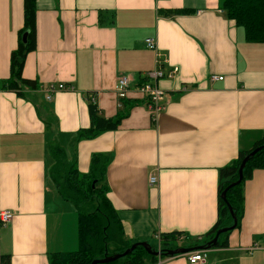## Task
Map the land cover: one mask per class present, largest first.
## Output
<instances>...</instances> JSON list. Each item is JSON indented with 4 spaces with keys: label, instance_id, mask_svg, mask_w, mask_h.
Masks as SVG:
<instances>
[{
    "label": "crops",
    "instance_id": "obj_1",
    "mask_svg": "<svg viewBox=\"0 0 264 264\" xmlns=\"http://www.w3.org/2000/svg\"><path fill=\"white\" fill-rule=\"evenodd\" d=\"M23 10L24 0H0V211L14 213L0 226V258L49 264V254L79 247L76 209L50 176L54 146L82 173L94 154L111 158L109 198L127 239L156 244L157 233H209L219 219L220 169L264 138V44L248 43L219 0H39L37 49L23 70L39 88L26 90L27 99L1 88L11 77ZM161 10L195 13L170 19ZM157 66L178 72L159 80L165 110L153 122L138 86ZM122 77L130 80L128 117L117 130L80 141L78 132L91 126V99L108 119L123 113L116 94ZM60 83L74 90L48 102L45 90ZM32 101L54 113L58 132ZM244 192L241 229L227 248L209 250L205 264H264V170ZM158 264L190 263L187 254Z\"/></svg>",
    "mask_w": 264,
    "mask_h": 264
},
{
    "label": "trees",
    "instance_id": "obj_2",
    "mask_svg": "<svg viewBox=\"0 0 264 264\" xmlns=\"http://www.w3.org/2000/svg\"><path fill=\"white\" fill-rule=\"evenodd\" d=\"M38 1L24 0V25L19 31L17 49L12 53L11 77L1 83V88L16 92L19 97L27 99L30 97L25 93L26 90L36 91L39 88L35 80L23 77L27 56L37 49ZM219 4L226 18L244 30L248 43L264 44V0H219ZM193 13L195 12L189 10H161L159 15L171 19ZM32 102L48 130L58 132L59 123L54 113L40 106L36 101ZM124 105L126 108L122 114L115 119H108L91 99L89 102L91 126L78 132L79 140H91L105 132L117 130L129 115V100L125 101ZM257 149L258 152L244 168L242 182L228 189L239 181L243 160ZM51 154L55 162L50 171L51 180L62 200L72 204L76 209L79 247L72 252L49 254V264H92L95 260L124 254L133 245L142 243L126 238L122 220L109 198L110 189L107 183V170L111 162L109 156L94 154L89 172L82 173L76 159L68 160L63 148L54 146ZM257 170H264V138L251 150L240 152L235 160L220 169L219 219L209 233L202 237H192L184 232L157 233L154 236L157 243L149 244L153 251L160 252V255L149 254L144 247L139 246L131 254L109 264H158L160 259L175 257L168 253L177 249H193L194 252L207 253L212 249L227 248L232 231L222 234L216 245L210 246V244L220 230L232 227L235 219L234 230L241 229L246 211L244 186L253 178ZM224 192H227L225 199ZM229 207L233 210V215ZM0 264H11V256H1Z\"/></svg>",
    "mask_w": 264,
    "mask_h": 264
},
{
    "label": "built area",
    "instance_id": "obj_3",
    "mask_svg": "<svg viewBox=\"0 0 264 264\" xmlns=\"http://www.w3.org/2000/svg\"><path fill=\"white\" fill-rule=\"evenodd\" d=\"M147 48L152 51H157V43L154 39L146 40ZM159 64V61H157ZM178 72V68H174L172 71L166 73L162 68L157 66L155 69L147 72L145 74V79L142 84L138 86V92L147 100V109L151 113L153 122L157 121V118L165 110V98L166 92L162 90L158 82L165 78H173ZM212 81H222V77H213ZM72 86L60 83V84H51L45 90L46 100L52 102L57 93L62 91H73ZM130 92V80L128 78H120L116 86V94L118 98V108L122 109L124 107V102L128 99ZM96 103L95 99H92ZM158 178L152 176L150 179L151 186H157ZM14 218V213L11 211H0V226H6L11 223ZM188 260L190 264H205L206 262V252L197 251L191 252L188 254Z\"/></svg>",
    "mask_w": 264,
    "mask_h": 264
},
{
    "label": "water",
    "instance_id": "obj_4",
    "mask_svg": "<svg viewBox=\"0 0 264 264\" xmlns=\"http://www.w3.org/2000/svg\"><path fill=\"white\" fill-rule=\"evenodd\" d=\"M259 149L255 150L253 153H251L249 156H247L243 162H242V165L240 167V171H239V175H240V179L238 182H236L235 184L231 185L228 189H230L231 187H234L236 185H239L242 180H243V172H244V168L247 164V162L258 152ZM226 193L227 192H224L223 194V198L225 199V196H226ZM230 208V207H229ZM230 211H231V214L233 215V210L230 208ZM236 228V219H235V224L232 226V227H229V228H225V229H222L220 230L215 239L213 240V242L210 244V246L213 244V245H216L219 241V237L222 235V234H225L229 231H233L234 229ZM139 246H142L144 247L147 252L149 254H152V255H160V252H154L151 245L147 242H142V243H137L135 245H133L129 250H127L124 254H119V255H115V256H111V257H106L102 260H95L92 264H109V263H113V262H116L124 257H126L127 255L131 254L137 247ZM191 252H194L193 249H177V250H174V251H170L168 254L171 255V256H179V255H187V254H190Z\"/></svg>",
    "mask_w": 264,
    "mask_h": 264
}]
</instances>
